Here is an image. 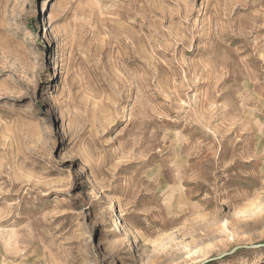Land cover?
Wrapping results in <instances>:
<instances>
[{"label": "rangeland", "instance_id": "374dc122", "mask_svg": "<svg viewBox=\"0 0 264 264\" xmlns=\"http://www.w3.org/2000/svg\"><path fill=\"white\" fill-rule=\"evenodd\" d=\"M0 264H264V0H0Z\"/></svg>", "mask_w": 264, "mask_h": 264}]
</instances>
